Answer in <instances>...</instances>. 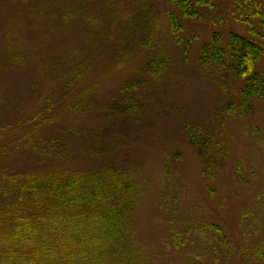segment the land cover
Masks as SVG:
<instances>
[{"label": "rangeland", "instance_id": "374dc122", "mask_svg": "<svg viewBox=\"0 0 264 264\" xmlns=\"http://www.w3.org/2000/svg\"><path fill=\"white\" fill-rule=\"evenodd\" d=\"M212 2L202 21L177 14L183 29L172 34L168 0H0L1 250L18 222L7 228V209L32 177L120 167L132 184L129 263L252 258L264 236V102L245 119L225 114L246 81L204 68L202 47L215 33L223 46L231 32L249 35L232 0ZM129 96L133 116L121 112ZM190 131L211 136L212 177ZM209 223L224 228L234 252L216 251Z\"/></svg>", "mask_w": 264, "mask_h": 264}, {"label": "trees", "instance_id": "16d2710c", "mask_svg": "<svg viewBox=\"0 0 264 264\" xmlns=\"http://www.w3.org/2000/svg\"><path fill=\"white\" fill-rule=\"evenodd\" d=\"M168 1L176 9L169 17L172 34L183 29L177 14L202 21V12L214 8L212 0ZM232 4L235 20L246 26L249 36L231 32L227 46H223L221 35L213 34L202 47L200 63L219 77L246 81L238 92V103L232 101L225 110L226 115L245 119L254 112V101L264 102V0H232ZM126 99L129 104L121 112L133 116L135 99ZM251 131L256 139H262L259 131ZM189 138L203 163L202 173L212 177L211 165L217 157L209 151L211 136L190 131ZM219 147L215 146L218 152ZM45 174L23 184L17 190L19 205L7 209L13 217H9L7 228L13 221L18 222L1 235L5 249H0V262L7 264L19 252V264H131L127 257L134 240L127 234L126 211L132 209L133 203L128 171L106 167ZM236 175L241 180L239 171ZM243 222V235L250 237ZM207 227L217 252L220 248L231 253L236 250L223 227L216 223ZM175 235L174 246L180 247L179 234ZM260 240L254 245L252 258H246L244 264H264V236Z\"/></svg>", "mask_w": 264, "mask_h": 264}]
</instances>
